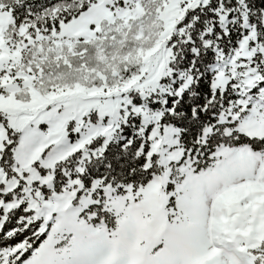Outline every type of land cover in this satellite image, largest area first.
Masks as SVG:
<instances>
[{"label": "snow or ice", "instance_id": "6c2138e0", "mask_svg": "<svg viewBox=\"0 0 264 264\" xmlns=\"http://www.w3.org/2000/svg\"><path fill=\"white\" fill-rule=\"evenodd\" d=\"M0 264H264V0H0Z\"/></svg>", "mask_w": 264, "mask_h": 264}]
</instances>
